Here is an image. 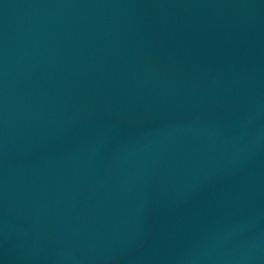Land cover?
I'll return each mask as SVG.
<instances>
[{
	"label": "water",
	"instance_id": "obj_1",
	"mask_svg": "<svg viewBox=\"0 0 264 264\" xmlns=\"http://www.w3.org/2000/svg\"><path fill=\"white\" fill-rule=\"evenodd\" d=\"M0 264H264V0H0Z\"/></svg>",
	"mask_w": 264,
	"mask_h": 264
}]
</instances>
